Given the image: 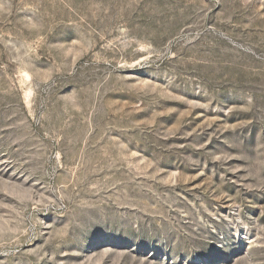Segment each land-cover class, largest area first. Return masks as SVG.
<instances>
[{
	"label": "rangeland",
	"instance_id": "rangeland-1",
	"mask_svg": "<svg viewBox=\"0 0 264 264\" xmlns=\"http://www.w3.org/2000/svg\"><path fill=\"white\" fill-rule=\"evenodd\" d=\"M0 264H264V0H0Z\"/></svg>",
	"mask_w": 264,
	"mask_h": 264
}]
</instances>
